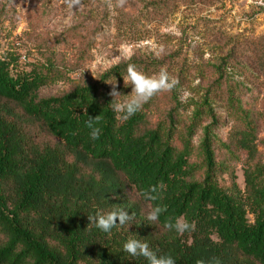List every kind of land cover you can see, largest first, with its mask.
I'll list each match as a JSON object with an SVG mask.
<instances>
[{"label": "trees", "instance_id": "16d2710c", "mask_svg": "<svg viewBox=\"0 0 264 264\" xmlns=\"http://www.w3.org/2000/svg\"><path fill=\"white\" fill-rule=\"evenodd\" d=\"M129 63L136 62L117 64L96 82L40 96L55 77L51 70L14 73V61L0 56V264H148L123 251L129 238L146 241L158 256L171 255L175 264H264L263 168L247 170L246 200L220 186L213 131L219 120L210 93L204 104L211 122L198 146L202 164L191 160L199 109L181 147L173 141L172 111L166 126H148L142 109L123 120L113 111L106 82L121 84ZM98 115L101 135L92 140L87 120ZM246 122L241 146L251 152ZM30 129L49 139L38 141ZM160 182L161 199L141 195ZM145 205L167 211L150 222ZM114 206L134 213V220L110 233L89 225V214ZM178 217L195 230L180 235L164 227Z\"/></svg>", "mask_w": 264, "mask_h": 264}, {"label": "rangeland", "instance_id": "374dc122", "mask_svg": "<svg viewBox=\"0 0 264 264\" xmlns=\"http://www.w3.org/2000/svg\"><path fill=\"white\" fill-rule=\"evenodd\" d=\"M0 56L14 61V73L51 70L55 77L40 96L96 82L130 60L147 75L166 68L178 83L143 105L148 126L168 125L172 111L173 141L181 147L197 109L202 111L191 159L202 164L198 146L211 122L204 104L210 93L219 120L213 131L220 186L246 200L247 170L264 171V0H125L122 6L118 0H81L74 8L67 0H0ZM131 90L116 83L120 101ZM246 121L251 152L241 146ZM30 130L38 141L49 139ZM149 209L145 205L146 214Z\"/></svg>", "mask_w": 264, "mask_h": 264}, {"label": "clouds", "instance_id": "9594fccd", "mask_svg": "<svg viewBox=\"0 0 264 264\" xmlns=\"http://www.w3.org/2000/svg\"><path fill=\"white\" fill-rule=\"evenodd\" d=\"M125 0H118V5L122 6ZM68 6L74 8L80 5L81 0H67ZM125 86L131 85L132 90L129 95H125V99L120 101L117 98L121 94L116 91V82H106L113 85L112 91L109 93L114 97L112 103L113 111L118 114H123L122 119L128 120L140 111L145 103L150 101L155 95L161 92H168L174 89L178 81L171 77L166 68H161L158 73L147 75L139 70L135 64L129 63L126 68V76L123 77ZM188 95L187 93L185 94ZM100 121V115L95 118L89 117L87 127L91 130L89 135L92 140L99 139L101 128L97 127ZM165 185L160 182L157 185H151L148 190L143 191L141 195L148 200L156 201L161 199V192ZM167 211V206L157 205L152 207L148 214L147 220L156 222L159 220L162 213ZM135 214H128V211L122 207L114 206L107 213L97 212L95 215H88L89 225H95L98 229L105 233H110L111 230L118 224L123 226L133 221ZM164 227L168 230H174L177 234L183 235L185 232L194 231L195 225L190 224L184 217H178L173 221L171 218L166 219ZM123 251L131 257H144L148 264H175V260L171 255L158 256L149 247V244L141 239L129 238L123 244ZM196 264H205L203 260H198Z\"/></svg>", "mask_w": 264, "mask_h": 264}]
</instances>
